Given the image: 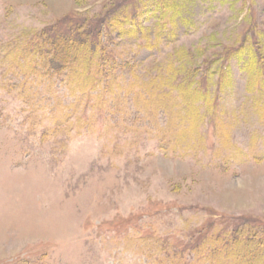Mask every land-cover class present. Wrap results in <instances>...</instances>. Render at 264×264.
I'll return each mask as SVG.
<instances>
[{
  "label": "rangeland",
  "instance_id": "rangeland-1",
  "mask_svg": "<svg viewBox=\"0 0 264 264\" xmlns=\"http://www.w3.org/2000/svg\"><path fill=\"white\" fill-rule=\"evenodd\" d=\"M153 1L0 0V264H169L205 235L264 229V0H165L180 14L164 25ZM128 14L136 27L113 22ZM76 29L99 34L105 79L86 93L37 51ZM206 70L210 103L188 116L203 102L175 88ZM193 257L179 264H211Z\"/></svg>",
  "mask_w": 264,
  "mask_h": 264
},
{
  "label": "trees",
  "instance_id": "trees-1",
  "mask_svg": "<svg viewBox=\"0 0 264 264\" xmlns=\"http://www.w3.org/2000/svg\"><path fill=\"white\" fill-rule=\"evenodd\" d=\"M160 1L154 0L151 2L148 7V13L160 25L166 24L161 23L164 21H174L177 14H180L178 4L165 0L163 2ZM126 21L133 25V27L136 25V20L130 14L124 18L120 17L113 20L114 23L118 24ZM89 36L91 35L88 31L80 32L78 29L74 30L71 34L56 32L44 40L41 49L37 50L38 53L41 52L43 54L46 65L50 64L49 69L54 73L61 74L70 68L73 73V77H71L73 87L76 90L81 87L83 89L81 92L83 93L88 92L89 88L95 89L94 86L105 79L104 74L98 76L102 73V69H100L99 63L96 60V57L99 55L97 51L99 34L92 37ZM230 53V57H239L241 56L242 48L232 50ZM249 54L247 61L243 65V69L250 73L252 79H256L262 71L257 67V61L254 56ZM217 72L219 73L218 84L216 85L218 90L230 86L231 74L229 66L226 64L218 68ZM205 73V78H203L205 83L198 85V82H183L175 88L177 91H180L181 97H190L194 98L195 102H203L202 106L200 104L194 105L193 103L190 106L188 116L200 107L207 108L210 103L209 96H211V93H209L210 91L208 92L207 84L210 85L212 70H206ZM150 86L152 92L146 87L147 99L151 104L167 109L165 99L160 96L163 95L167 98L169 96L166 95L164 90L155 94L152 89L154 83H151ZM137 97L141 98L139 93L136 95V102L138 100ZM244 225L248 226H240L228 234L205 235L200 242L189 243L187 250L182 249L179 252L171 253L170 256L166 255V262L169 264H179L183 261L185 252L188 251L194 256L195 260H193V263L201 262L202 257H204L211 264H221L224 262H226L224 264H229V262L230 264H264V229H257L253 222Z\"/></svg>",
  "mask_w": 264,
  "mask_h": 264
}]
</instances>
